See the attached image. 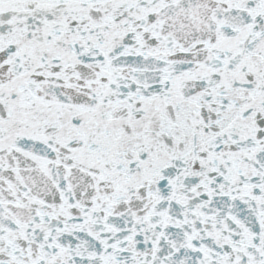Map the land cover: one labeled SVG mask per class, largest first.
I'll return each mask as SVG.
<instances>
[{"label": "snow or ice", "instance_id": "1", "mask_svg": "<svg viewBox=\"0 0 264 264\" xmlns=\"http://www.w3.org/2000/svg\"><path fill=\"white\" fill-rule=\"evenodd\" d=\"M0 264H264V0H0Z\"/></svg>", "mask_w": 264, "mask_h": 264}]
</instances>
